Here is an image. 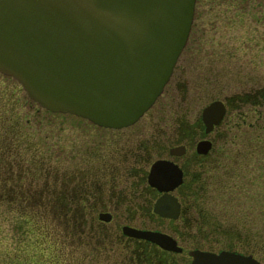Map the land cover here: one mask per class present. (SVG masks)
Here are the masks:
<instances>
[{
	"label": "rangeland",
	"instance_id": "374dc122",
	"mask_svg": "<svg viewBox=\"0 0 264 264\" xmlns=\"http://www.w3.org/2000/svg\"><path fill=\"white\" fill-rule=\"evenodd\" d=\"M176 63L179 76L171 78L165 89L163 86L158 103L155 98L146 114L117 128L47 109L32 99L16 78L0 71V130L14 122L22 129L19 153L30 144L38 155L29 158L30 152L24 154L23 166H42L50 174L52 165L55 172L64 171L74 180L79 177L74 188L86 192V206L102 198L107 204L94 207L90 220L97 219L100 210L111 213L110 220H101L106 222L108 237L101 240L108 245L98 252L100 246L90 245L88 239L80 241L70 246L73 254L65 256L70 258L67 264H128L129 250L132 253L137 247L135 241L119 234L121 225L127 223L177 237L182 249L167 258L176 264H190L188 251L198 245L250 253L264 264V99L263 105L240 106L238 98L264 89V0H195L191 29ZM226 97L232 100V108L214 135L215 146L197 169L200 176L193 185L190 178L185 180L184 187L192 185L196 192L184 198L186 220L176 216L169 221L148 211L116 212L112 202H122L125 194L108 187L111 171H116L113 147L141 136L138 132L145 131V126L170 129L175 140L178 124H191L208 101ZM146 142L162 144L153 138ZM8 143L14 145L12 140ZM0 209L1 246L16 248L23 234L17 215ZM96 227L92 224L90 231ZM38 260L43 262L42 256L38 255Z\"/></svg>",
	"mask_w": 264,
	"mask_h": 264
},
{
	"label": "water",
	"instance_id": "95a60500",
	"mask_svg": "<svg viewBox=\"0 0 264 264\" xmlns=\"http://www.w3.org/2000/svg\"><path fill=\"white\" fill-rule=\"evenodd\" d=\"M195 0H0V71L52 111L70 112L106 127L134 122L167 82L184 47ZM223 99L201 109L210 130L224 116ZM210 140L198 141L205 152ZM182 179L167 159L151 165L149 181L165 192L154 202L160 216L176 217L178 199L168 192ZM104 221L111 213L98 214ZM128 236L180 251L170 234L130 224ZM190 264H259L251 254L192 248Z\"/></svg>",
	"mask_w": 264,
	"mask_h": 264
},
{
	"label": "trees",
	"instance_id": "16d2710c",
	"mask_svg": "<svg viewBox=\"0 0 264 264\" xmlns=\"http://www.w3.org/2000/svg\"><path fill=\"white\" fill-rule=\"evenodd\" d=\"M261 91L263 93L264 89ZM243 96L239 95L241 100H244ZM21 133V127L14 122L10 128L5 126L0 130V206L16 213L23 233L19 246L13 249L1 246L3 239L0 236V264H67L70 258L65 256L73 254L70 246L85 239L90 245L100 246L97 251L101 252L109 243L101 240L108 238L105 234L106 222L98 216L90 220L93 203L86 206L88 195L74 188L75 180L79 177L74 180L64 171L55 172L52 165L50 174L42 166L26 169L23 166L24 154L26 156L30 152L29 158H37L38 155L30 144L25 145L19 153ZM9 140L14 143L12 147ZM39 154L43 158L44 154ZM2 211L0 209V230ZM92 224L97 227L90 231ZM119 234L136 242L137 248L132 253L129 250L127 254L128 264H132V261L136 264H176L167 259L172 252L155 243L122 232ZM38 255L42 256L43 262L38 260Z\"/></svg>",
	"mask_w": 264,
	"mask_h": 264
},
{
	"label": "flooded vegetation",
	"instance_id": "af4514ba",
	"mask_svg": "<svg viewBox=\"0 0 264 264\" xmlns=\"http://www.w3.org/2000/svg\"><path fill=\"white\" fill-rule=\"evenodd\" d=\"M178 76L179 70L177 68V63H175L170 77L164 85V89L165 86L168 85V83H170L173 78H176ZM164 89L162 93L156 97L154 103H158L159 97L163 94ZM261 90H258V93L254 94L253 96H251L249 92L244 93L243 95H245L246 97L245 98L243 96L244 100H241L238 96L239 105L244 106L248 103L263 105L262 98L264 99V91L262 93ZM255 96H258L257 100L256 98H253ZM223 100L226 105L224 116L221 121L218 124H215L210 130L206 129V125L202 120L200 111V114L196 117L195 121H192L191 124L189 123L185 126L178 124L179 126L175 130L176 135H174L175 140H172L173 131H171L170 129L166 130V128H164L159 130L155 127L152 128L149 126H145V131L138 132L141 136H132V141L123 144L122 146L113 147L116 152L112 153V157L114 158L112 160H115L117 163L112 164L116 166V171H111V176L113 179H108V187L111 189H115L117 194H125V199H123L122 202H112L114 203V209L116 210V212L139 213L148 211L156 214L153 211L154 202L157 197H159L165 191L150 183L149 172L154 161H156L157 159H167L177 164L182 172L181 181L173 188L169 189L168 192L178 199L180 203V211L178 216H182V219L186 220V218H184V198L185 196H189V194L191 193H193L195 196L196 192L195 190H193L192 185L196 177L200 176V171H198L197 169H200V166L205 164L204 159L208 157L215 146L216 137L214 135L218 133V128L221 126L225 118L229 115V112L232 108V100L230 98L226 97ZM153 104L151 106H153ZM148 111L149 109L146 110L143 115ZM152 138L155 141H161L162 144L157 145L158 147L151 146L146 142V140H150ZM201 139H208L211 142L210 147L205 152L200 151L197 146L198 141ZM121 165H123V167H121ZM189 178L192 182V185L188 184L187 187H184L186 182L185 180ZM103 188L104 187H102L100 190H103ZM106 205V202L102 198L99 199L98 202H95L92 208L107 207ZM157 216L163 219V217L159 215ZM166 219L172 221L174 218L166 217ZM175 230L178 233L177 235L179 236V230ZM176 239L178 241L177 237Z\"/></svg>",
	"mask_w": 264,
	"mask_h": 264
},
{
	"label": "bare ground",
	"instance_id": "6f19581e",
	"mask_svg": "<svg viewBox=\"0 0 264 264\" xmlns=\"http://www.w3.org/2000/svg\"><path fill=\"white\" fill-rule=\"evenodd\" d=\"M167 251H169V250H167ZM169 252H171V251H169Z\"/></svg>",
	"mask_w": 264,
	"mask_h": 264
}]
</instances>
